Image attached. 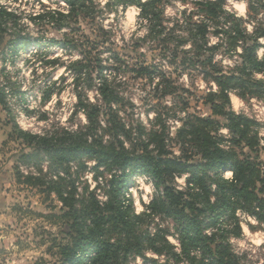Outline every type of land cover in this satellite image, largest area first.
Returning a JSON list of instances; mask_svg holds the SVG:
<instances>
[{
  "label": "trees",
  "instance_id": "trees-1",
  "mask_svg": "<svg viewBox=\"0 0 264 264\" xmlns=\"http://www.w3.org/2000/svg\"><path fill=\"white\" fill-rule=\"evenodd\" d=\"M61 1L67 13H39L31 21L41 28L75 27L77 31L79 20L93 21L100 14L93 0ZM120 1L124 7L129 4L137 7L136 21L145 32L139 41L156 46L173 63L178 60L187 75L195 73L201 78L207 91L199 102L209 115L185 113L173 137L165 122L158 123L163 130L168 129L161 133L155 131L156 125L149 132L141 130L139 138L144 133L148 136L141 151H128L117 139L104 142L99 119L106 118L107 125H113L110 130L114 134L124 130L118 118L116 125L111 120L116 112L113 104L122 100L111 85L112 80L103 74L110 71L115 75L120 70L117 65L120 58L114 53L112 59H107L112 65L106 66L99 54L84 50L81 69H85L87 89H94L100 102L92 104L79 97L78 107L88 121L84 130L33 134L15 125V132L34 152L56 158V165L85 156L97 161L95 170L100 166L107 171L117 168L118 174L110 181L109 199L101 204L92 193L78 194L75 180L66 181L60 176L55 181L30 176L22 183L44 187L40 192L47 196L53 193L62 204V214L49 216L56 221L64 220L68 226L64 238H69V242L58 245L61 264H126L133 257L157 264L156 260L145 257L147 250L163 256L164 264H240L228 237L241 235L238 212L264 226V137L262 126L255 118L233 111L231 96L242 102L264 101V0H242L246 19L226 9L228 0H194L193 9H183L173 16L166 14L168 7L185 0ZM105 6L108 11L112 8L110 2ZM17 22L16 9L0 0V47L11 37L17 51L31 43L30 37L11 33V29L20 26ZM96 31L98 36L105 35L102 30L99 35V28ZM76 37L79 39L73 40L75 46L82 44L80 39H87L83 34ZM50 43L60 48L71 46L70 41ZM100 43L105 42L93 41ZM79 63L70 67L75 70ZM4 68L0 73H4ZM136 75L151 84L157 80L155 89L163 84L164 96H178L177 92L181 91L167 73H155L143 66ZM4 83L0 82L3 107L6 106ZM184 104L186 111L188 104ZM108 127L104 131L108 132ZM221 131H226V135ZM225 173H230V178H225ZM131 175L147 176L153 187L160 190L159 196L149 204L148 213L136 214L130 201L124 200L123 191ZM179 176L185 177L182 189L171 186L173 177ZM155 216L173 221L178 250L166 239L167 231L149 232L148 224Z\"/></svg>",
  "mask_w": 264,
  "mask_h": 264
},
{
  "label": "rangeland",
  "instance_id": "rangeland-1",
  "mask_svg": "<svg viewBox=\"0 0 264 264\" xmlns=\"http://www.w3.org/2000/svg\"><path fill=\"white\" fill-rule=\"evenodd\" d=\"M93 1L100 14L93 21L79 20V30L75 31V27L61 30L41 28L31 21L39 13H67L61 0H1L2 4L17 11V23L20 26L16 30L11 29V33L28 36L31 43L17 51L12 46L11 37L6 38L0 47V72L5 67L4 73H0V82L4 83L6 80L3 84L6 106L0 105V128L6 131L0 161L3 178L0 188V264H61L58 245L69 242V238H64L68 227L66 222L49 217L62 214V204L53 193L47 196L40 192L39 189L44 187H31L22 183L24 178L41 176L55 181L60 176L66 181L73 179L78 194L92 193L101 204L109 199L110 181L118 174L117 168L107 171L100 166L95 170L97 161L85 156H80L77 161L70 160L56 165V158L44 152H34L18 139L15 132V125L19 130L33 134L56 130L59 133L62 130L79 133L84 130L88 121L78 107L79 97L81 100L84 97L92 104H100L97 92L87 89L85 69H81L84 64L81 62V53L84 50L99 54L106 66L112 65L107 59H112L114 53L120 58L117 63L120 70L115 75L110 71H103V74L109 81L112 80L111 85L122 100L113 104L112 108L116 112L112 114L111 120L116 125L119 119L124 130H118L114 134L115 131L110 130L113 125H107L106 118L99 119L102 127L99 131L104 142L117 139L128 151H141L148 137L144 133L139 138L141 130L149 132L156 125L155 131L161 133L162 124L158 123L165 122L171 133L170 137H173L181 126L180 120L185 119V113L209 115L207 108L199 102V98L207 91L201 78L195 73L187 75L178 60L173 63L168 57L161 55L156 46L139 41L145 32L144 27L136 21V6L129 4L124 7L120 0ZM108 2L112 5L110 11L105 6ZM194 2L177 1L168 7L166 14L173 16L183 9L190 11ZM225 7L238 17L246 19L244 1L228 0ZM246 26L250 29L248 23ZM97 28L99 35L101 30L105 35L98 36ZM79 34L86 35L87 39H80L82 44L75 46L73 40L78 41L76 36ZM96 40H103L105 43L93 44ZM52 41H70L71 46L60 48L51 44ZM75 63L79 64L74 70L70 66ZM143 66L155 73L161 71L170 75L173 85L182 91L177 92L179 97L164 96L161 89L163 84L155 89L157 80L151 84L148 79L138 77L136 73ZM132 70L135 72H130ZM184 103L188 104L186 111ZM231 107L236 113L255 118L262 126L261 136L264 137V101L252 99L242 102L231 96ZM107 127L108 132L104 131ZM166 130L168 129L163 131ZM221 133L226 135L225 131ZM2 135L0 132V137ZM173 149L177 152V148ZM65 171L67 175L64 174ZM19 176L22 177L20 180ZM223 176L230 178L227 173ZM184 185V176L173 177L171 186L182 189ZM159 194L160 190L153 187L147 176L139 175H131L126 190L123 191L124 200L130 201L136 214L148 213L149 204ZM236 215L241 235L236 237L229 234L228 242L233 253L239 257L240 264H264V226L243 212ZM151 219L148 224L149 232L167 231L166 239L178 250L173 221L164 216ZM144 254L146 258L156 260L157 264L165 263L163 256L159 257L148 250ZM126 264L154 263L145 262L141 257H133Z\"/></svg>",
  "mask_w": 264,
  "mask_h": 264
},
{
  "label": "crops",
  "instance_id": "crops-1",
  "mask_svg": "<svg viewBox=\"0 0 264 264\" xmlns=\"http://www.w3.org/2000/svg\"><path fill=\"white\" fill-rule=\"evenodd\" d=\"M237 98V97H236ZM0 132H2V136L0 137V161L2 158V149H3V143L5 142V135H6V131H3V128H0ZM226 132V131H225ZM230 174V173H227ZM1 173H0V188H1V183L3 182V178L1 177Z\"/></svg>",
  "mask_w": 264,
  "mask_h": 264
}]
</instances>
